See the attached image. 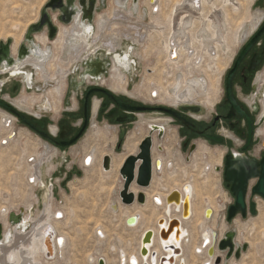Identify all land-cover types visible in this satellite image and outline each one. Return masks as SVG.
Here are the masks:
<instances>
[{"label":"bare ground","instance_id":"obj_1","mask_svg":"<svg viewBox=\"0 0 264 264\" xmlns=\"http://www.w3.org/2000/svg\"><path fill=\"white\" fill-rule=\"evenodd\" d=\"M126 1L127 0H114V5L116 8L110 12V15L103 14L97 16L92 44H97V41H99L100 38H106L107 40L104 42L103 47L109 54L114 52L118 47L122 48L121 42H123V39L140 44L144 43L145 40H151L153 37L151 36L152 33L155 35H160V39L163 38L160 44L161 53L165 55L167 54L165 56L166 58L164 57L166 59L165 64L167 66H175L176 71H180L181 73L183 71L184 72L181 76L180 74L175 75L174 73V77L176 76V78H173L172 81L175 83V85H173V83H169L165 88H163L164 84H161L160 82L165 78V75L170 73L167 72L165 75H162V73L159 72L155 78L150 77L149 82L153 81L150 83L152 85L155 83L158 85V88H156L157 90L152 88L149 91V97H156L159 89L163 91V102L167 105L174 106L178 104H197L204 108L211 109L213 105L211 104V98L209 95L212 91L214 92L215 87L214 84H211L210 91L204 90L205 88L202 82L198 81L197 78L191 77L195 72V68H197L195 67V59L197 56H199V54L201 56L211 54L209 48L211 45L219 43V38H221L222 32L221 30L224 29V26H226V17H228L229 12L236 14L241 6V1L150 0L151 4L148 3V0H142L141 3L140 0H137L135 3L132 0ZM253 1L254 0H250L249 3L251 4ZM139 3L142 6L146 4L147 10L149 12L148 24L133 23L134 19L132 17H134L135 14L139 19L147 17L146 12H141L140 14H143L142 16L139 15ZM166 6L167 8L165 9ZM123 8L126 9V11H124ZM250 8L251 7L248 6L249 10ZM74 11L80 12L77 8ZM252 12L253 11H249V13L247 12V21L244 22L245 24H240V26H238V30L234 37V43L236 46L242 44L245 38H248L247 36L256 28L258 24H260L259 22H261L260 20L262 17V12L258 9L255 12ZM159 14L164 17L163 22L160 21ZM37 17L38 16H36L35 19L29 22L26 26L33 24ZM90 24L91 23L87 22L80 23L78 20H75L67 26L59 25L57 37L51 43L53 52L51 56H49L48 50L46 48L48 43L46 36L41 34L36 35L35 41L43 47L42 55L38 58L35 56H30L25 61H21L20 63L16 62L15 65L17 66L12 68V71L14 72L13 76H15V74L19 73L21 67H23L25 64H31L36 70V80L42 82L44 81L43 83L45 84L52 80L57 81L58 84H56L55 88H52L47 92V96H49L53 102V110L55 112L61 108L60 102L66 87H68L67 76L69 75V68L71 65H75L79 62L81 51H84L86 48L85 46L87 45V36L90 33L92 34ZM225 29L227 28L225 27ZM104 32H108L109 34L104 36ZM12 38L13 42L11 45V53L15 54L22 39V34L21 36H17L15 34V36ZM222 40L220 42H222ZM173 47L178 49L177 53ZM172 50L175 51L174 56ZM131 53L132 49L128 48V51L124 52L123 56L118 54L114 55L112 60V68L109 72L110 78L112 79V83L109 85V88L115 91L126 92V94L129 96L135 95V92L127 93L125 89V79L126 77L128 78V75L131 73V68H133V65H135V62L133 63L130 60ZM60 56L61 58H65L67 56L68 60L63 61L64 59H60ZM182 62L185 64V70H183L182 66L179 65V63ZM191 65L194 68H191ZM210 65L212 64L210 63ZM7 67L8 64H5L4 69L0 71V74L6 72L8 69ZM89 67L91 68V74L86 73V75L91 77L96 76V74L100 73L99 71H101L103 68V66L97 62H90ZM45 69L48 71V73L45 71ZM190 69L191 71H189ZM27 77L24 78V81L26 82V86L31 88L32 83L30 82V78ZM140 90L141 88L139 87L136 89V92H140ZM41 97V95L37 96L36 98L22 96L18 102L15 101V104L20 109L29 111L34 104L41 100ZM151 120H144L141 118L136 127L140 129L142 126L148 125L149 127L155 125L152 127L153 130L160 132L164 129V124L167 122L165 119ZM3 123L6 124V121ZM155 127L157 129H155ZM151 129H149V131H152ZM106 131H108L107 127L102 128L99 126H94V128H92L91 134L94 138L99 139V143L94 148H91L89 152L82 157L81 163L83 164V167L87 169V171L90 169L93 171L95 167L98 170V173H94L97 175L92 174V176H89L86 174V180H95L96 178V180L101 185L102 191L106 189L111 194L115 192L116 197L110 201L109 207H111L112 204H115V210L112 208L111 210L113 213L117 212L122 214L121 221L123 225L127 218H137V223L133 227L127 226L125 224L124 229L127 231L141 229V233L137 239L135 248H132L131 244V249H128L127 246H125L126 248H118L114 245L108 246L109 253L111 255H113L115 252L117 253V264H159V261L163 256L167 257L165 264H171L172 261L173 264H213L214 258L208 257L207 250L212 245V232L215 231L214 229L216 228L215 216L217 210L215 206H217V203L211 199H208V202L203 204V207L200 210L195 204H193V197L195 199V197H198V195H200V197L203 195L201 191L199 193L197 190L196 179L198 177L204 176L205 171H198L197 174L193 175V177L197 176L195 179L189 176L187 180H183V183H181L179 179L175 178L177 174L173 171L172 167L165 169L166 163L169 159V157H166L167 154L156 155L154 153L155 148H153L151 153L152 160H158V167L160 168L159 171L155 170V168L153 170L156 172L157 176L161 175L162 177L160 180L155 182H153L154 180L152 177L151 184L149 185L148 189H139L134 185L131 186L130 191L134 194L142 192L145 195V203L143 205L138 204L141 206L135 204L131 206H125L121 204L119 197H117L118 192L121 189L120 185L115 191L112 186H108V188L106 184L111 183V171H113L114 168L119 169L126 156L137 153L136 151L138 148V141H134L133 136H129L125 145L123 146L125 153L121 156L115 155L112 151L113 148L111 149L106 147L108 145L106 139L107 134L105 133ZM261 135L264 137L263 131L261 132ZM2 140H0V143ZM27 141L28 140L25 142L29 144ZM25 142L22 140V146L26 144ZM100 145L102 146L100 147ZM51 151L48 148H45L43 151L38 152L39 156L43 157L44 159H49L53 154ZM38 152L36 153L37 155ZM95 154H97V158ZM104 156H109L110 168L109 170H104L102 168L104 170L103 171L101 169V162ZM203 157L204 155L201 154L200 157H196L195 159L201 158L199 160H201L205 165H209L210 163L207 164V161ZM221 157L222 156H219L216 159V163H218V165H220L219 163L221 161ZM35 158L37 159L36 156ZM86 158L87 160L85 161ZM27 159L32 160L31 156H28ZM169 166H171V164H169ZM196 167V164L192 166L194 169ZM36 169V162L29 164L26 180L27 184L31 186L30 200L32 202L30 201L24 207L22 206V208L25 209V213L21 221V228L18 229L16 226H11L8 224L7 218L5 220V216L8 217L10 212L8 211V208H5V211L3 212L0 210V221L3 222L1 223L3 225V235L2 241L0 243V264H49L55 260L62 259L64 256L63 253L67 244V237L65 234L59 233V224H61V222L65 219V214L62 210H54L52 205L53 193L51 192V189L48 188L46 191L44 190L42 197V199L44 198L42 200L44 201L42 212L38 213L37 211V216L35 218H31L30 210L33 208L32 203H39L38 196L34 191L40 186L42 180V174L37 172ZM87 171L85 173H87ZM47 173H49V170H47ZM187 175L188 172H183L180 177L185 178ZM177 181H179V183H177ZM167 184L170 185L169 189L166 188ZM211 184L212 182L208 184L203 183V187L206 185V187L210 188V191H212L215 187H211ZM69 185L70 184H68V186ZM71 188L74 189L72 186ZM174 191H177L180 195L179 203L176 205L165 203L166 197ZM182 200H185L186 203H188L186 218L181 217ZM256 200L258 214L256 219L252 220L250 230L247 231L245 237L242 231L244 230L245 232V230H247V225L242 223L239 218H235L232 224L235 226L234 229L236 232H238V238L236 236V243L240 244L241 241H244L243 243L249 245V250L254 249L255 251H258L262 245L260 240L264 239V202L261 201V199ZM204 209H210L209 215L211 214V218H203ZM173 219L179 221V226L176 225L174 226L173 230L169 231L168 222ZM160 220L162 223L159 224L158 222ZM224 223H221L220 225L222 228H224ZM28 228H30L29 231H27ZM49 229H52L54 232V237L52 240L53 258H48L49 255L45 254V244L47 243L49 246V240L47 241L48 238H45ZM221 229L219 233L215 231L218 233L219 238L224 233V230ZM149 230L154 233V236L150 243L145 245L148 255L147 257H144L141 254V249L143 248L142 239L145 233ZM164 230L166 231L167 235L162 239L159 237V233L160 231L164 233ZM254 232L258 236L253 238L251 235H253ZM94 236L97 243L100 244L106 240L107 234L103 228L97 225L94 228ZM123 240L124 239H121L119 244ZM128 242H130V240H128ZM179 252L180 254L178 255ZM153 253L156 254L155 257L152 255ZM215 254L217 255V252H215ZM99 258H102L105 264H114L113 257L92 254L86 255V264H97ZM238 262L239 261L237 260L235 261L234 259H231L229 264H239Z\"/></svg>","mask_w":264,"mask_h":264},{"label":"rangeland","instance_id":"obj_2","mask_svg":"<svg viewBox=\"0 0 264 264\" xmlns=\"http://www.w3.org/2000/svg\"><path fill=\"white\" fill-rule=\"evenodd\" d=\"M47 1L48 0H0V42L2 41L4 42L10 38L13 40L12 37H14L15 34L17 36H21L22 34V38H23V35L28 27L26 25L29 22L33 21L36 16L39 17V13L41 12L43 6L46 4ZM141 1L142 0H140V3ZM240 1H241V6L237 11L238 13L236 12L235 14L233 12H229L230 15V16L228 15L229 18L226 17L227 20L225 19L226 26H224L223 27L224 29L221 30L222 32H221V38H219V43H218L219 45L218 44L211 45L209 48L211 54H207L204 56H201L199 54V56H197V58L195 59L196 61L195 67L197 68H195V72L191 77L197 78L198 81L202 82L205 88L204 90L210 91L211 84H214L215 87L214 92L211 90L212 92L209 95L211 98V104L214 107L219 103V101L224 96V78L227 72L229 71V69L231 68L233 64V60L237 54V51L241 46V44L236 46V44L234 43V37H235V33L238 30V26H240V24L241 25L245 24L244 22L247 21V15H248L247 12L248 13L249 11L255 12L257 10V7L255 5V0L251 4L249 3L250 0H240ZM140 3L138 10L139 15L142 16L143 14L140 13L146 12L147 17L143 19H139L137 18L138 16L135 14L134 17H132L134 19L133 23L148 24L149 12L147 10L146 4L142 6ZM148 3H150V0H148ZM248 6L251 7L250 10L248 9ZM114 8H116L114 5V0H98L94 14L95 19H93L94 25L96 26V20L98 15H103V14L110 15V12H112ZM166 8L167 6L165 7V9ZM124 11H126V9H124ZM159 17H160L159 18L160 21L163 22L164 17L161 16L160 14ZM13 21L18 24H15ZM13 23L15 24V26ZM57 25L59 27V25L62 24L57 23ZM225 27L227 29H225ZM107 34L109 33L104 32V36H106ZM151 36H153L152 38L150 37L151 40L150 39L147 41L145 40L144 43H140V44L137 42H131L130 40L123 39V42H121L122 48L120 47L117 48L119 49L118 50L119 54H123V52L127 51L128 48L132 49V53L137 54L135 55L131 53L130 57L136 60L137 71L134 75H132L131 78H129L130 80L129 85H127L128 90L126 86L127 93L135 92V95L129 96L125 94V96L130 97L133 100L142 102L147 105L166 106L167 104L163 102L164 95L162 90L158 89V93L156 97H152V98L149 97V91L152 88L154 89L158 88L157 87L158 85H156L155 83H154L155 85L154 84L152 85L150 83L153 81L149 82V78L150 77L155 78L159 72H161L162 75H165L167 72L170 73L168 75H165V78L162 79L160 82L161 84H164L163 88H165L169 83H173L172 81L173 78L174 79L176 78V76L174 77V73L175 75L177 74H180V76L183 75L182 73L184 72L183 70H185V64L183 62L179 63V65H181L183 69L181 70L183 71L182 73L180 71H176L175 66L172 65L167 66L165 64L166 63L165 56L167 54L165 55L161 53V48H160V44L163 38L160 39V35H155L154 33H152ZM101 39L102 38H100L96 44L99 47L102 46ZM221 40L222 42H220ZM59 58L64 59L63 61L68 60L67 56L65 58H61L60 56ZM210 63L212 65H210ZM73 66L74 64L70 66L69 73L71 72ZM191 68L194 67H192L191 65ZM45 71L48 73L46 69ZM189 71H191V69ZM104 80H105V85H107V87L112 83V79L109 77V75L106 78H104ZM41 84L42 85L40 86V88L48 92L52 88H55L56 84L58 83L57 81L52 80L47 82L46 84L45 83H41ZM173 85H175V83H173ZM22 87L23 86L20 87L21 90H23ZM139 87L141 88V90L140 92L138 91L139 92L138 93L136 92V89ZM22 96H30L31 98H36L39 95L37 94L23 95L22 93L21 97ZM45 96L46 98H49V96H47L46 93ZM49 100L51 102V110L54 113V117H56L57 114L62 109V105L60 103L61 108L55 112L53 110V102L51 98H49ZM214 107H212L211 109L202 107L203 110L201 112V116L207 117ZM52 116L53 115H49V117ZM138 123L139 122L135 123L134 128L130 133L125 134L126 135L125 137L123 136L124 140L122 141V145L119 147L117 143L118 137L112 131V129L108 127L110 130L105 132L107 134L106 139L108 143L106 147L111 149L113 148L114 150L113 152L115 155H119V156L123 155L125 153V149L124 147L122 149V146L123 143L125 145L126 140L129 136H133L134 141H139L148 133V129L146 128L147 126H142V128H140V130L138 131L137 130L138 127H136ZM164 126H165L164 137L160 140H157L155 138L156 150L154 149V153L156 155L167 154L166 157H169V159L166 163L165 169L170 168V166H168V163L172 164L171 167L173 168V171L176 172L177 174L175 178L179 179L181 183H183V180L184 181L187 180L189 176L195 179V177L197 176L193 177V175L197 174L198 171H203V172L205 171L204 176L198 177L196 179L197 190L199 191V193L201 191L203 195L201 197L200 195H198V197H195V199L193 197V204H195L197 208L200 210L202 209L203 204H206L208 202V199H211L217 203L216 204L217 206H215L217 210L215 216L216 228L214 230L219 233L220 229L222 228L220 225L221 223H224L222 218L225 215L227 207L232 202L227 191L224 189V187L221 184L222 181L220 174H218V172L217 173L215 172V166L218 165V163H216L217 162L216 159L219 156H222L221 150H217V149L209 150L205 142H203L202 140H196L198 143V148H197L198 152L197 151L195 152L196 153L195 158L200 157L201 154L204 155L207 164L210 163L212 166V170L209 171V168L207 167L209 165L203 164V162L199 160L201 158L192 159L193 157L192 156L189 158V161L186 160L185 154L180 153L179 148L177 147V144L179 143V139L177 138L175 132V126L167 122L166 124H164ZM5 127L7 126L5 125ZM100 127L103 128L104 126H100ZM91 131L92 128L90 127L86 131L82 140H80L74 148L65 151L66 152L65 156L68 161L66 164H64L61 167V170H63L64 172L65 171L72 172L69 178H67L66 174H62V176H55L51 174L47 175L46 172L48 169L52 168L50 170L52 172L54 168L57 167L56 161L54 162L53 160H50L48 162V159H44L43 157L39 156L38 150L41 151L43 149L40 148V143L38 144L37 142L35 143L29 142V144H27L25 142L26 139H21V137L23 136L22 133L19 135L18 138H16L15 140H13V142L9 144L11 145L9 147H5L0 143V210L1 212L5 211V208H8V211L17 212V210L20 207L22 206L24 207L27 203L31 201L30 200L31 186L27 184L26 176L28 173L29 164L35 163V160L33 159V161H30L29 159H27V157L31 156V158H34L36 156L38 158L37 162L43 159L42 165L38 167L39 171L42 172L41 184L40 186L38 185L39 187H37L36 190L34 191L38 196L39 203H32L33 208H31L30 210L31 218H35L37 216L36 215L37 211L38 213L42 212L43 204H44L43 203L44 201H42L44 198L42 199V197L44 190L46 191V189L52 187L53 208L54 210H62L65 214V219L61 222V224H59V233L65 234L67 237V244L63 253L64 256L62 258L63 260L62 259L55 260L53 262H50L49 264H86L87 254L113 257L114 264H117V253L115 252L113 255H111L109 253L108 246L114 245L115 247L118 248L119 247L126 248L125 246H127L128 249H131L130 247L131 244L132 248H135L137 239L141 233V229L135 231L125 230L124 229L125 223L123 225L121 221L122 214L117 212L114 213L112 212L111 210L112 207H109V204L110 201L116 197L115 192L111 194L106 189L102 191L101 185L96 180V178L95 180H91V179L86 180L87 175L92 176V174L98 173L96 167L93 169V171L91 169L87 171V169L84 168L83 164L81 163L82 157L85 154H87L91 148H94L99 143V139L94 138L91 134L92 133ZM4 136H5L4 134L0 136V140H2ZM24 137H26V135ZM29 139L31 141H35V136L33 134H30ZM22 140L26 143V144L24 143L25 144L24 146H22ZM101 146L102 145H100V147ZM157 147H165V150L160 152ZM37 152L38 155L36 154ZM216 152L217 154H214L215 155L214 156L212 153H216ZM95 156L97 158V154H95ZM194 164L197 165L195 169L192 168ZM86 171L87 173H85ZM183 172L186 173L188 172V175L185 178L180 177L183 174ZM111 177H112L111 183L106 184V186L107 187L112 186L116 191L119 185L121 188V184H122V180L119 176L118 168L117 169L114 168L113 171H111ZM152 177L154 180L153 182H155L157 180H160L162 176L161 175L157 176L156 172L153 170ZM210 182H212L211 187H215L212 191H210V188L206 187V185H204L203 187V183L208 184ZM177 183H179V181H177ZM68 184L70 185L68 186ZM71 186L74 187V189L71 188ZM169 187L170 185L167 184L166 188L169 189ZM204 211L205 209L203 210V218H204ZM257 214L258 213H256L253 216L249 215L245 219L239 218L242 221V223H245L248 227L247 230H245V232L244 230L242 231L244 237L245 234H247V231L250 230L251 222L253 219H256ZM6 218L7 217L5 216V220ZM0 223L3 222L0 221ZM97 225L103 228V230H105L107 234L106 240L100 244L97 243V241L95 240L96 238L94 236V228ZM223 225L224 228L221 229L224 230L223 232H225L227 229L235 228L233 224L227 225L224 223ZM29 230L30 228L27 229V231ZM255 236L258 235L254 232V234L251 235V237L254 238ZM120 238L124 239L123 240L124 242L121 241L123 243L120 242L121 246L119 244V241L121 240ZM128 240H130V242H128ZM260 241L262 245L258 251H255L254 249L249 250L250 248L248 245L247 251L243 253L244 255L243 254L241 255V258L239 260H237L239 261L238 262L239 264H264V239ZM243 242L241 241L240 244L242 245Z\"/></svg>","mask_w":264,"mask_h":264},{"label":"flooded vegetation","instance_id":"obj_3","mask_svg":"<svg viewBox=\"0 0 264 264\" xmlns=\"http://www.w3.org/2000/svg\"><path fill=\"white\" fill-rule=\"evenodd\" d=\"M255 5L257 9L262 12L261 22H259L260 24H258L247 36L248 38H245L242 42L229 70L233 68L234 62L244 47L264 26V0H255ZM92 22L90 24L92 34L90 33L87 36L86 48L84 51H81L79 62L72 67L71 72L67 76L68 87H66L64 91L62 102H60L62 109L56 117H54V113L51 110L49 98L45 96L47 92L40 88L43 82L36 80V70L31 64H25L15 76H13L14 72L12 69L0 74V136L3 134L5 135L2 138L1 145L5 147L11 146L9 144L22 133L23 136L21 139H26L28 142L32 143H40V148H43L41 151L45 148H48L50 151L52 150L51 152L53 154L51 158L48 159V162L50 160L56 161L57 167H55L52 172L50 171L52 168L48 169L49 173L46 172L47 175L62 176V174H66L67 176H71L72 172H64L61 170V167L68 161L65 156V151L74 148L78 142L82 140L90 127L107 126V128L109 127L112 129L118 137L117 143L119 147L122 145L123 138L126 136L125 134L130 133L135 123L139 122L141 118L144 120L165 119L167 123H171L175 126V132L179 139L177 147L180 153L185 154L186 160L189 161V158L192 156V159L195 158V152L198 148L196 140L205 142L209 150H221V163L215 166V172H218L221 176V184L232 200L229 204V206H231L234 202V198L229 191V187L223 181L225 157L227 155L231 158L238 156L257 162L264 158V137L261 135V132H264V29L254 40L253 44L238 64L232 79L231 95L243 114L234 112L228 117L231 111V104L226 98L224 78L223 98L215 107L213 106V110L207 117H203L201 116L203 108L197 104H178L174 106L147 105L133 100L130 97H126V92L115 91L110 89L109 86L107 87L104 78L109 75L110 69L112 68L113 56L116 54L123 56L126 51H124L123 54H119V49H117L108 54L103 47L104 42L107 40L106 38L101 39L102 47L97 46L96 43L93 45V32H95L96 26L94 23L92 24ZM57 23L61 24L55 20V38L59 31ZM40 34L46 36L48 41L46 48H48L49 56H51V43L55 38L49 39L48 30L46 28H44ZM36 35L39 34H35L33 37L35 38ZM38 45L43 53V47L40 44ZM173 49L177 53L178 49L175 47H173ZM174 50H172L173 56L175 53ZM30 51V56H33L31 48ZM134 54L136 55V53ZM95 60L101 63L103 66L102 70L94 77L86 75L84 78V72L89 69L87 67L88 63L94 62ZM130 60L133 63L135 62V65L131 68V73L128 75V78L126 77L125 79L126 86L129 85V78L137 71L136 60L131 57ZM25 77L30 78V82L32 83L31 88L26 86V82L24 81ZM21 86H23V90H21ZM22 93L23 95L37 94L41 95L42 98L27 111L20 109L15 104V101L18 102L20 100ZM119 103L129 108H134V110L124 108L120 106ZM196 106L200 108V112L195 113L182 109V107L194 108ZM167 110H173L179 115V118L168 113ZM49 115L53 116L49 117ZM5 121L6 124L3 123ZM5 125L7 127H5ZM146 126L148 129L147 134H149V127L148 125ZM109 128L108 130H110ZM137 130L139 131L140 129L137 128ZM30 134L35 136V141L29 139ZM157 134L158 131L152 134L153 148H155V150V138ZM164 134L165 126L162 138ZM203 134L215 137L217 141L207 139ZM25 135L26 137H24ZM139 142L140 140L138 144ZM164 150L165 147H160L159 149L160 152ZM112 151L114 150L112 149ZM212 154H217V152ZM33 159L36 160V171L42 173L39 171L38 167L42 165L43 159L37 162L38 158L36 159L34 157L30 160L33 161ZM169 164L170 163H168V166ZM208 168L209 171L212 170L211 164H209ZM255 182L254 180L249 181L246 200L252 201L257 205L256 199H261V201H264V199L250 195V189ZM49 189H51L53 193L52 187Z\"/></svg>","mask_w":264,"mask_h":264},{"label":"water","instance_id":"obj_4","mask_svg":"<svg viewBox=\"0 0 264 264\" xmlns=\"http://www.w3.org/2000/svg\"><path fill=\"white\" fill-rule=\"evenodd\" d=\"M132 1L135 3L137 0ZM97 2L98 0H48L43 6L41 12L39 13L37 21L27 27L15 54L11 53V45L13 42L11 38L4 42H0V70L4 69L5 64H8V69L6 71H9L15 66H17L15 65L16 62L20 63L21 61H25L26 59H28L30 57L31 52L30 48L33 51V56L37 58L40 57L42 55V51L39 49V45L35 42V38L33 37V35L40 34L43 29L46 28L48 30L49 39L55 38V20L60 22L62 25H69L75 20H78L80 23H91L93 21ZM76 8L79 9L80 12L74 11ZM263 29L264 26L260 29L257 35L244 47V49L241 51L238 58L234 62L233 68L229 70L225 76L226 98L227 101L231 104V111L229 112L228 117H230L234 112H239L243 114V112L239 109L238 105L236 104L235 100L232 98L231 95L232 79L238 64L240 63L246 52L253 44L254 40L259 36ZM96 62L101 64L99 61H94L93 63ZM89 63L87 65L89 69L84 72L83 77L86 75V73L91 74V68L89 67ZM119 105L124 108L134 110V108H129L128 106L122 103H119ZM182 109L195 113L200 112V108L197 106L194 108L182 107ZM167 112L179 118V115L173 110H167ZM154 126L155 125L149 126V129ZM155 129L157 128L155 127ZM151 130L152 131H149V134H147L144 138L140 140L137 148V153L134 155L126 156L119 168V176L122 180V187L118 192V197L121 204L125 206H131L133 204L143 205L145 203V195L142 192L134 194L130 191V187L134 185L139 189L148 188L151 183L153 169L155 168V170L157 171L160 170V168L158 167L159 161H153L151 156L154 145L152 134L157 130H153V128ZM203 135L207 139L217 141V138L215 137L205 134ZM162 136L163 130L158 132V134L156 135V139L160 140ZM157 148L158 150L160 149V147ZM101 165L104 170H109V156H104L102 158ZM67 178H69V176H67ZM251 180H254L256 182L250 189V195L264 199V158L257 162L238 156H234L231 158L229 155H227L225 157L223 181L229 187V191L232 197L234 198L233 204L227 208L226 213L222 218L225 224H232L235 218L245 219L247 216H253L257 213L255 203L246 200L248 183ZM165 201V203L167 204L176 205L180 201V195L177 191H174L166 197ZM181 206V217L186 218L188 203H186L185 200H182ZM111 207L113 210H115V204H112ZM209 211L210 209L205 210V218H211V214L209 215ZM24 213L25 209L22 207H20L17 212L10 211L7 217L8 224L11 226H16L18 229H20ZM136 223V217H129L125 221V224L127 226H134ZM158 223L160 224L162 223V221L160 220ZM176 225L179 226V221L176 219H173L168 222L169 231L173 230L174 226ZM2 235L3 225L0 223V243L2 241ZM166 235L167 234L165 230L164 233H162V231H160L159 233V237L162 239ZM153 236L154 233L149 230L145 233L142 239L143 248L141 249V254L144 257H147L148 255L145 245H147V243H150ZM218 236L219 235L217 232H212V245L207 250L208 257L214 258L213 264H229L231 259L239 260L241 258L242 253L246 252L248 249V245L246 243H243L242 245L236 243L237 232L234 228L227 229L222 234L220 239ZM53 237L54 232L52 229H49L45 237L46 239L48 238L47 241L49 240V246L47 245V243L45 244L44 242L46 247L45 254L49 255L48 258L54 257L52 244ZM215 252H217V255L215 254ZM179 254L180 252L178 253V255ZM152 255L154 257L156 256L155 253H153ZM166 259V256L161 257L159 264H165ZM97 264L105 263L102 258H99ZM171 264H173V261Z\"/></svg>","mask_w":264,"mask_h":264},{"label":"built area","instance_id":"obj_5","mask_svg":"<svg viewBox=\"0 0 264 264\" xmlns=\"http://www.w3.org/2000/svg\"><path fill=\"white\" fill-rule=\"evenodd\" d=\"M86 160V159H85ZM220 239V238H219Z\"/></svg>","mask_w":264,"mask_h":264}]
</instances>
